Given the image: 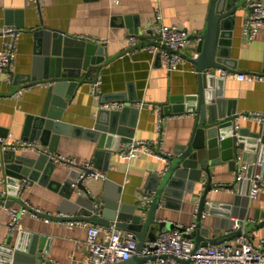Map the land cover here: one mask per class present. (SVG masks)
<instances>
[{
  "label": "crops",
  "instance_id": "obj_1",
  "mask_svg": "<svg viewBox=\"0 0 264 264\" xmlns=\"http://www.w3.org/2000/svg\"><path fill=\"white\" fill-rule=\"evenodd\" d=\"M246 3L245 9L237 12L232 28L228 57L234 67H228V70L234 73L264 74V27L259 29L251 41H247L242 33L243 23L250 13L248 4L260 3L264 6V0H248ZM208 9L209 0H38L36 3L0 0V32L6 28L19 31L14 59L9 66L12 77L28 74L32 69L36 57V40L33 35L36 30L55 29L71 40V45H76L75 41H82L101 47L105 61L98 71L93 70L75 88L61 113V122L71 128L92 129L104 97L115 94H127L131 98L134 96L135 102H130V98L119 101L124 107L137 109L135 116L125 117L127 122L134 121L133 136L129 142L158 140L161 150L171 156L176 147L190 140L196 116L194 111L164 114L163 108L177 97L197 95V72L185 58V64L179 65L176 71L168 72L161 55L151 53L145 47L160 45L156 36L157 24L163 27L176 26L189 35L200 33L205 26ZM133 30L144 37L142 40L136 38L137 45L142 43L143 46L129 51L126 39L133 36ZM6 41V38L0 36V50ZM193 53L194 49H189L183 57H190ZM6 76V73L0 74V137L11 136L12 141L23 142L27 118L38 115L41 110L46 86H25L24 93L17 97L13 85L6 83ZM96 77L100 78V96L91 94V85ZM222 82L219 85L214 83L210 90L213 98H217L216 93L221 94L223 113L232 108L235 116L264 112L263 82L249 83L233 79ZM159 107L162 109L160 115L163 116L160 130L155 111ZM237 125L238 130L250 133H256L262 128L264 135V125L256 122L238 121ZM120 139L112 143L115 150L110 151V156L107 155V149L102 150L104 154L100 158L94 157L97 150L95 142L70 135L60 136L53 154L48 152L49 147H43L39 142L33 143L47 154L72 161L75 167L82 168L90 163L93 170L103 173L104 180L84 181V190H74L70 200L77 196H118L120 206H138L145 202L144 207L147 208L150 200L146 196L149 194L146 181L149 176H161L157 173L163 171L165 164L147 155L123 161L117 153L129 142H120ZM20 152L33 156L38 154L25 149ZM4 154L0 150V194L10 189L3 169ZM247 154L250 161L238 162L237 165H245L246 170L250 167L253 173L255 164L260 163L264 179V163L257 161V152ZM54 165L53 174L48 176L49 181L63 183L73 168L66 164ZM210 170L211 188L206 194L200 221H197V210L206 184L203 175L190 193L184 191L180 198L168 195L167 201L158 205L156 221L165 222L170 227L162 231H185L192 226L194 231L196 224H199L198 230H206L208 245H213L234 238L237 233L231 232V228L238 221L242 224L241 232L250 236L254 246L258 245L260 240H264V225H261L264 193L250 201L246 194L248 190L244 193L240 191V184H235L236 166H229L227 161L220 160ZM4 178L7 186L2 183ZM216 185L234 186V190H215ZM60 193L55 184L36 181L28 183L18 195L8 197L13 199L10 200L11 205L7 200L5 203L0 201V247L14 250L20 247L24 259L18 264H85L86 229L79 222L66 220L71 216L61 211L63 197ZM27 209L38 210L50 219L45 221L44 217H33ZM9 210L21 213V218L14 226V217ZM69 223L77 224L71 226ZM34 236H37L35 241L32 239ZM30 249L35 253L33 263L27 256Z\"/></svg>",
  "mask_w": 264,
  "mask_h": 264
},
{
  "label": "water",
  "instance_id": "obj_2",
  "mask_svg": "<svg viewBox=\"0 0 264 264\" xmlns=\"http://www.w3.org/2000/svg\"><path fill=\"white\" fill-rule=\"evenodd\" d=\"M247 1L209 0V12L203 30L189 36L195 44L196 57L184 58L192 63L197 72V95L175 97L176 99L170 101L169 106L163 108V112L164 114H181L194 111L196 117L193 135L187 144L176 147L175 152L168 158L166 170L161 176L148 177L146 189L149 194L146 196L150 201L146 205L147 208L140 204L120 206L118 196L103 195L101 198L77 196L70 200L74 192L72 184L81 175L80 171L87 172L75 165H71L73 169L63 183L54 181L50 183L48 176L53 174L55 165L49 161L48 154L55 152L60 136L70 135L93 141L97 149L94 153L95 158H100L104 154L102 150L107 149L109 150L107 155L110 156V151L115 150L112 143L117 138H121L120 142H129L132 138L134 121L127 122L125 117L135 116L137 109H130L129 106H125L121 111L100 109L94 127L88 130L71 128L62 123L61 113L75 88L83 83L93 70L98 71L105 61L103 49L93 43L82 41H75L77 44L71 45L69 44L71 40L55 29L34 31L36 57L33 67L28 74L13 77L12 85L15 91L25 86H46L41 110L38 115L27 118L23 142H39L41 146L49 147V153H38L33 156L22 154L20 149L19 152L7 151L4 154L3 169L10 183V197L16 194L18 181L22 179L34 183L39 181L43 184H55L63 197L61 211L71 216L66 220L87 222L101 227H109L113 224L116 229L132 233L137 240V249H140L146 242L156 240L163 229H170L165 222L156 221L158 205L164 204L168 195L180 198L184 191L190 193L194 184L200 182L203 175L206 184L197 210V221H200L205 197L211 188V167L218 165L220 160L227 161L233 168L238 160L241 163H248L251 158L247 152H257V161L264 163L262 128L256 133L237 130L236 136L231 137L234 110L232 108L223 113L224 101L221 94L216 93L217 98H213L214 95L210 90L214 83L216 85L223 83L222 80L215 79V70H228V67H234L228 57V48L237 12L245 9ZM131 34L138 40L144 39L141 35H137L138 32L135 30ZM142 46V43H139L129 51ZM164 49L170 52L167 48ZM19 85L23 86L18 87ZM127 98H130V102L136 101V97L131 98L127 94L108 95L103 101H122ZM251 170L248 167L245 179L240 183V191L248 190ZM77 187L83 189V181L78 183ZM1 200L5 199L1 197ZM10 200L13 199L8 198L7 202L11 205ZM42 216L49 218L46 215ZM261 225H264V216ZM199 226L196 224V230L183 237L193 240L195 247H204L208 245L209 239L206 238L207 231L198 230ZM36 238L37 236L32 237L33 241ZM20 250V247H16L15 250L0 247V264H18L21 259H24ZM34 254L32 249L27 252L32 263L35 261ZM145 260L134 256L120 264H141ZM180 264H191V262L180 261Z\"/></svg>",
  "mask_w": 264,
  "mask_h": 264
},
{
  "label": "built area",
  "instance_id": "obj_3",
  "mask_svg": "<svg viewBox=\"0 0 264 264\" xmlns=\"http://www.w3.org/2000/svg\"><path fill=\"white\" fill-rule=\"evenodd\" d=\"M31 3H36L38 0H27ZM250 13L247 15L242 28V33L247 39L251 41L259 29L264 27V6L260 3L248 4ZM158 19V17H156ZM156 36L158 37L157 47L144 46L145 49L151 53L160 54L162 57L163 64L168 72L176 71L179 65L185 64L183 57L185 51L194 49V53L190 57H196L195 44L189 39V34L179 29L176 26H164L157 24ZM0 36L6 38L7 41L3 43V47L0 50V74L6 73V83L11 85L13 75L9 73V66L12 63L16 51V41L19 36V31L6 28L0 32ZM127 46L129 49L137 45V39L135 36H128L126 39ZM161 48H167L162 50ZM215 79L222 81L233 79L244 82H263L264 74H243L234 73L230 70H215ZM99 77L93 80L91 85V94L94 96H100L99 91ZM26 88H21L16 91V96L20 97ZM124 107V104L119 101H102L100 109L107 111H115ZM161 108H157L155 111L158 117V129L160 128V121L163 116L160 115ZM253 121L260 125H264V112H248L245 114L236 115L233 119L231 128V137H235L238 130V121ZM160 130V129H159ZM20 149L32 150L37 153H45L40 147L35 146L34 143L29 142H18L12 141L11 136L0 137V150L2 153L7 151H17ZM118 156L123 161H130L137 158L139 155H147L156 159L161 160L165 167L163 171L157 173L161 175L166 170L168 164V154L160 148V142L157 141H131L123 149L118 151ZM48 159L52 164H69L74 165L73 162L60 156L48 154ZM238 162H240L238 160ZM237 162V163H238ZM236 163V176L235 184L239 185L246 175V166L237 165ZM83 169L87 172H81V175L76 179L75 183L72 184V188L77 191H82L77 187V184L88 180H104L103 173L92 169L90 163L83 165ZM255 171L251 173L249 179V187L247 198L250 201L255 200L259 194L264 193V179L260 172L262 165L260 163L255 164ZM2 183L7 184L6 179ZM30 183L27 179L18 181L17 191L15 195H18L27 185ZM222 188H230L224 185H216L215 190ZM86 192V191H85ZM87 193V192H86ZM88 194V193H87ZM3 197L5 200L10 197L9 192L1 193L0 198ZM145 203V202H144ZM144 203L140 206L144 207ZM28 210V209H27ZM11 215L14 217L12 225H16L21 213H17L15 210H9ZM33 217H43V213L38 210H28ZM47 216V215H46ZM46 218V217H44ZM50 218H46L48 221ZM71 226L77 223H69ZM86 229L85 245L86 255L85 264H120L121 262L127 261L134 256L138 258L146 259L141 264H180V261L189 260L191 264H264V240H260L258 245L254 246L250 240V236L241 232L238 221L234 223L231 228V232L238 233L228 242L199 246L195 247L194 242L189 238H184L183 235L189 234L192 227L187 228L185 231H165L157 235L156 240L146 242L140 249H137V240L134 235L130 232L119 230L115 228V225L109 227H101L95 224H87L86 222H79Z\"/></svg>",
  "mask_w": 264,
  "mask_h": 264
}]
</instances>
